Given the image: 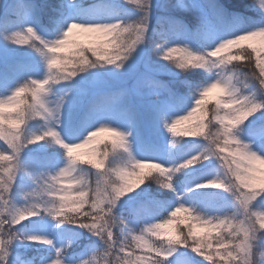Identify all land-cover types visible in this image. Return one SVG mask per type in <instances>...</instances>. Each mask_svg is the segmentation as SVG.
Listing matches in <instances>:
<instances>
[{"label":"snow or ice","instance_id":"6c2138e0","mask_svg":"<svg viewBox=\"0 0 264 264\" xmlns=\"http://www.w3.org/2000/svg\"><path fill=\"white\" fill-rule=\"evenodd\" d=\"M0 264H264V0H0Z\"/></svg>","mask_w":264,"mask_h":264},{"label":"trees","instance_id":"16d2710c","mask_svg":"<svg viewBox=\"0 0 264 264\" xmlns=\"http://www.w3.org/2000/svg\"><path fill=\"white\" fill-rule=\"evenodd\" d=\"M88 2L89 3H101V2H105V0H88ZM214 102H215V98H213V97L210 96L209 97V104H208L209 110H211L214 107ZM97 139H98V141L101 142L100 144H98V145H91L88 148L81 149L79 151L81 153L86 154V153H88L91 150L92 147H102L104 142H108L110 140V136H109V134L105 133V134H101V136L98 137ZM184 139H195V138H193V137H184ZM85 158H87V157H85ZM179 219L184 220L183 215H181V217ZM186 223H187V221L184 220V223L180 224L179 226L180 227H183L184 224H186ZM172 227L175 228L176 225H173Z\"/></svg>","mask_w":264,"mask_h":264},{"label":"rangeland","instance_id":"374dc122","mask_svg":"<svg viewBox=\"0 0 264 264\" xmlns=\"http://www.w3.org/2000/svg\"><path fill=\"white\" fill-rule=\"evenodd\" d=\"M215 96H216V93H213V94L211 95V97H213V98H215Z\"/></svg>","mask_w":264,"mask_h":264}]
</instances>
